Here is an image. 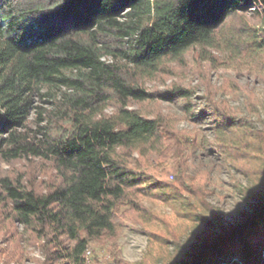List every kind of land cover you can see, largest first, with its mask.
Returning a JSON list of instances; mask_svg holds the SVG:
<instances>
[{
  "label": "trees",
  "instance_id": "trees-1",
  "mask_svg": "<svg viewBox=\"0 0 264 264\" xmlns=\"http://www.w3.org/2000/svg\"><path fill=\"white\" fill-rule=\"evenodd\" d=\"M189 50L264 82V0H0V159L40 160L56 171L44 189L23 176H0V203L41 242L42 264H89V246L114 242L118 218L146 212L141 198L150 194L170 192L176 201L195 194L204 203L205 188L185 173L196 137L179 122L207 115L216 140H203L206 151L252 180L245 192L258 210L215 245L191 251L188 264L235 255L226 264H264V131L209 81L199 115L194 87L145 85ZM229 82L225 92H245L257 112L255 92ZM157 100L180 101L183 116L132 107ZM110 103L116 109L108 114ZM178 206L201 219L192 205ZM145 218L151 238L179 240L170 225L160 236Z\"/></svg>",
  "mask_w": 264,
  "mask_h": 264
},
{
  "label": "rangeland",
  "instance_id": "rangeland-1",
  "mask_svg": "<svg viewBox=\"0 0 264 264\" xmlns=\"http://www.w3.org/2000/svg\"><path fill=\"white\" fill-rule=\"evenodd\" d=\"M216 55H221L216 51ZM213 64V65H212ZM212 66V67H211ZM236 79L244 87L248 86L255 92L258 110L250 112L248 97L245 92H225L228 85L231 89ZM148 89L163 90L171 84L178 83L184 87L197 89L195 97V114L199 115L204 104V81L212 83L218 91V97L225 99L234 107L241 117H247L251 126L264 131V82L254 73L240 70L228 64L211 63L199 56L198 50H189L183 61H171L166 64L165 72L158 73L152 79H145ZM228 83V84H227ZM181 102H164L133 104L144 112L150 110L162 111L164 114L183 116ZM47 106V105H46ZM116 105L110 103L106 109L111 114ZM33 113L31 119H33ZM179 128L190 131L196 137V145L187 151L188 161L185 165L187 176L194 177L197 185L206 190V201L200 196L184 193L181 201H176L170 192L150 194L141 198V204L146 212L136 211L120 216L117 220L118 237L114 242L92 243L84 256L89 264H188L191 251L201 250L205 244L215 245L220 236L226 235L235 226L245 225L258 210V201L248 191L252 187V180L241 173L235 166L224 164L216 155L206 151L203 140H216L214 123L210 116H203L193 120H181ZM168 165L169 162H168ZM163 171L160 168L159 173ZM25 177L41 188L52 185L56 177L49 163L40 160H19L7 163L0 159V176ZM172 174L162 175V179L173 181ZM264 190V181L260 183ZM140 201V200H139ZM182 201L192 205L201 216L200 220L184 216L180 210ZM191 208V207H190ZM188 205L184 207L189 211ZM127 209V208H125ZM142 215L150 219L146 225L158 234L166 233V225H170L178 234V241L160 240V237H150L143 231ZM165 230V231H164ZM164 231V232H162ZM235 256L222 257L213 264H226ZM46 260L41 242L30 239V233L21 223L13 220L10 210L5 203H0V264H42Z\"/></svg>",
  "mask_w": 264,
  "mask_h": 264
}]
</instances>
